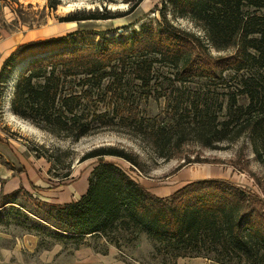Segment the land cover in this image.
I'll list each match as a JSON object with an SVG mask.
<instances>
[{"label":"trees","instance_id":"16d2710c","mask_svg":"<svg viewBox=\"0 0 264 264\" xmlns=\"http://www.w3.org/2000/svg\"><path fill=\"white\" fill-rule=\"evenodd\" d=\"M122 1L130 13L142 0ZM47 2L55 9L61 0ZM172 3L200 26L202 36L151 24L120 39L106 37L112 29L97 31L96 42H79L73 33L45 39L57 44L70 38L73 45L45 52L27 65L15 85L13 113L54 136L73 140L102 129L126 133L149 143L163 160L175 156L188 139L219 149L221 143L245 137L264 166V0ZM118 16L104 6L62 20ZM165 67L170 74L160 79ZM149 96L164 99L155 115L141 109ZM105 156L121 158L138 170L141 166V155L122 145L93 147L79 160L103 161ZM9 196L1 197V205ZM42 205L62 224L52 230L43 226L42 232L72 240L73 248L90 245L89 237L103 240L99 246L90 245L96 251H106L107 244L121 251V241L145 238L151 241L152 258L164 255L162 264L194 256L210 264H264L262 199L220 181H192L160 197L118 164L104 162L92 169L79 199ZM10 209L28 219L15 206ZM51 215L41 219L49 225ZM30 227L37 229L39 223ZM39 244L46 248L52 243Z\"/></svg>","mask_w":264,"mask_h":264},{"label":"rangeland","instance_id":"374dc122","mask_svg":"<svg viewBox=\"0 0 264 264\" xmlns=\"http://www.w3.org/2000/svg\"><path fill=\"white\" fill-rule=\"evenodd\" d=\"M107 5H112L110 10L121 16L114 19L62 20L69 15L87 13L95 8L101 11ZM128 8L129 5L122 0L109 3L101 0H61L55 9L48 6L47 0H0V41L11 35H14V41H25L17 45L4 60L3 54L9 47L5 45L2 55L0 50V199L10 195L6 200L9 202L4 205L0 203V245H10L23 234L30 233L39 241L58 242L65 251H69L74 246L72 240H60L42 232L43 226L51 230L55 224L57 227L62 226L42 202L63 204L79 193H85L92 169L104 162L118 164L151 193H174L192 181L216 180L244 189L258 196L264 203V166L255 159L245 137L221 143L219 149L206 148L188 139L180 145L175 156L163 160L156 157L149 143L126 133L102 129L73 140L54 136L13 113L11 102L15 85L27 65L36 58L32 55L73 45L70 38H67L66 43L57 44H48L43 41L45 39L73 33L79 42L82 39L96 42V32L109 29L112 30L105 34L106 37L120 39L130 35L134 29L151 24L170 26L177 32L203 35L200 26L181 14L182 8L173 5L172 0H142L132 12L126 13ZM211 53L215 55L217 52L212 49ZM16 58H22L21 63L27 62V65L18 68L21 63L18 64ZM161 70L163 74L159 76L170 74L167 67ZM163 106V98L156 100L149 96L147 100H142L141 109H145L149 115H155ZM99 145H122L135 150L141 155L139 170L115 156H105L103 161L98 158L79 160L86 151ZM196 159L204 161L187 162ZM178 166L181 167L172 173ZM183 176L185 180L181 181ZM12 206L26 213L28 219L17 214L15 209L11 210ZM50 215L52 220H49L48 225L41 217ZM34 222L39 223V228L30 227ZM86 242L97 246L103 244V240L89 237ZM120 243V254L128 259L162 264L164 255L152 258L150 240L144 238L139 242Z\"/></svg>","mask_w":264,"mask_h":264},{"label":"crops","instance_id":"0c3cea01","mask_svg":"<svg viewBox=\"0 0 264 264\" xmlns=\"http://www.w3.org/2000/svg\"><path fill=\"white\" fill-rule=\"evenodd\" d=\"M14 38V35H11V37L8 39L0 41V45L2 44L0 46L1 55L5 45L9 47L8 50L3 54L2 60L7 58L17 45H21L23 42H25L24 40L21 41L22 39L19 41H14ZM26 51L29 52L30 49H26ZM49 51L51 50H47L46 52ZM43 53L38 52L32 56L37 57ZM16 60L18 64L23 61L22 58H16ZM1 64L2 62H0V70ZM180 180H185V176H183V178ZM186 182L181 184V186ZM176 189L177 188L173 189V191ZM172 193L153 194L160 197H165L171 195ZM83 194L84 193H79L73 197L72 200H68L64 203L76 201ZM65 250L66 249H64L62 244L58 242H54L48 247L44 248L43 246H40L39 239L35 235L26 233L23 234L22 237L17 238L10 245H0V264H141L133 259H128L124 254H120L121 251L111 244L106 245V251L104 252L96 251L90 245H82L77 248L72 247L69 249V251ZM176 262L177 264H210L209 260L199 256L178 257Z\"/></svg>","mask_w":264,"mask_h":264},{"label":"bare ground","instance_id":"6f19581e","mask_svg":"<svg viewBox=\"0 0 264 264\" xmlns=\"http://www.w3.org/2000/svg\"><path fill=\"white\" fill-rule=\"evenodd\" d=\"M27 65V62H22L21 64H19L18 68H20L21 66L24 67Z\"/></svg>","mask_w":264,"mask_h":264},{"label":"water","instance_id":"95a60500","mask_svg":"<svg viewBox=\"0 0 264 264\" xmlns=\"http://www.w3.org/2000/svg\"><path fill=\"white\" fill-rule=\"evenodd\" d=\"M107 8L108 9H112V5H107Z\"/></svg>","mask_w":264,"mask_h":264},{"label":"snow or ice","instance_id":"6c2138e0","mask_svg":"<svg viewBox=\"0 0 264 264\" xmlns=\"http://www.w3.org/2000/svg\"><path fill=\"white\" fill-rule=\"evenodd\" d=\"M122 7H124V5H122Z\"/></svg>","mask_w":264,"mask_h":264}]
</instances>
